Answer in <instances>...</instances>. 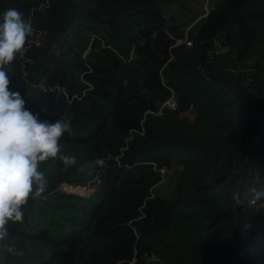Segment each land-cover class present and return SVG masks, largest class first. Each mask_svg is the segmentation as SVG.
Returning a JSON list of instances; mask_svg holds the SVG:
<instances>
[{
	"label": "trees",
	"instance_id": "1",
	"mask_svg": "<svg viewBox=\"0 0 264 264\" xmlns=\"http://www.w3.org/2000/svg\"><path fill=\"white\" fill-rule=\"evenodd\" d=\"M194 1L0 0V19L17 8L33 27L9 88L70 124L61 155L76 160L41 163L47 187L9 223L0 264H264L246 192L264 169V0L204 15ZM158 170L176 171L167 199Z\"/></svg>",
	"mask_w": 264,
	"mask_h": 264
},
{
	"label": "clouds",
	"instance_id": "2",
	"mask_svg": "<svg viewBox=\"0 0 264 264\" xmlns=\"http://www.w3.org/2000/svg\"><path fill=\"white\" fill-rule=\"evenodd\" d=\"M32 34L31 21L19 9L8 8L3 12L0 19V242L8 237L9 223L23 222V207L28 200L44 193L47 178L40 170L41 163L57 157L66 166L76 163L74 156L61 155L60 141L70 132V124L60 119L40 120L38 113L26 107L25 98L9 88L7 68L25 53ZM94 164L102 166L104 161L96 160ZM251 198L264 200V186L252 189ZM234 200L242 203L239 193H234Z\"/></svg>",
	"mask_w": 264,
	"mask_h": 264
},
{
	"label": "rangeland",
	"instance_id": "3",
	"mask_svg": "<svg viewBox=\"0 0 264 264\" xmlns=\"http://www.w3.org/2000/svg\"><path fill=\"white\" fill-rule=\"evenodd\" d=\"M212 3H213V0H195L194 1V4L199 6V10L197 13L198 14L203 13V15L209 11V7H210V5H212ZM201 17H203V16H201ZM182 116L187 121H191L193 118V113H192V111H187ZM234 171H236V170H234ZM258 171H261L262 173H264V170L262 168H259V169L255 168L253 173L258 172ZM175 172H176L175 170L162 171V172L158 170L160 179H159V182L157 184H155L151 189L153 198L160 200V199H167L169 197L170 192H171L172 181L175 178ZM253 173H252V175H253ZM80 190H83L82 191L83 193H85L87 191L81 187H78L79 192H81Z\"/></svg>",
	"mask_w": 264,
	"mask_h": 264
},
{
	"label": "built area",
	"instance_id": "4",
	"mask_svg": "<svg viewBox=\"0 0 264 264\" xmlns=\"http://www.w3.org/2000/svg\"><path fill=\"white\" fill-rule=\"evenodd\" d=\"M180 43H183L186 46H189V42L186 41V38H184L182 41H176L175 45H178ZM161 108H167L169 110H173L175 108V105L172 102V100L169 99V100L165 101L161 105ZM159 171L162 172V171H165V170H159ZM261 186H264V173H262L261 171L254 172L253 175H252L251 181H250V185L247 187L246 192L251 195L252 189H254V188L259 189ZM61 187H63L62 188L63 191L76 193V194H78L80 196H86L88 194V192H89L88 191L89 189L87 187H81L84 190L88 191V192L86 191L85 193L82 192L83 190H80L81 192L78 191V187L79 186L72 188L70 186L62 185ZM248 204H249V206H255L260 211V213L264 214V200L253 201L252 198L250 197L248 199Z\"/></svg>",
	"mask_w": 264,
	"mask_h": 264
}]
</instances>
